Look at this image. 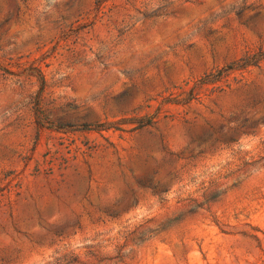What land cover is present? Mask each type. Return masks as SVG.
<instances>
[{
  "label": "rangeland",
  "instance_id": "374dc122",
  "mask_svg": "<svg viewBox=\"0 0 264 264\" xmlns=\"http://www.w3.org/2000/svg\"><path fill=\"white\" fill-rule=\"evenodd\" d=\"M0 264H264V0H0Z\"/></svg>",
  "mask_w": 264,
  "mask_h": 264
}]
</instances>
